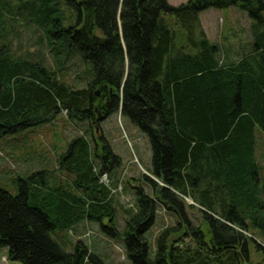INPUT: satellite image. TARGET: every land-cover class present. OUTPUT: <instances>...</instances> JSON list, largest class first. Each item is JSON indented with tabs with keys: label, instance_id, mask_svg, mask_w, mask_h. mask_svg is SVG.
<instances>
[{
	"label": "trees",
	"instance_id": "16d2710c",
	"mask_svg": "<svg viewBox=\"0 0 264 264\" xmlns=\"http://www.w3.org/2000/svg\"><path fill=\"white\" fill-rule=\"evenodd\" d=\"M12 2L0 4V138L60 114L93 125L121 107L120 115L148 136L149 173L163 184L143 174L151 195L140 188L134 211L127 210L128 264H247L252 243L264 264V248L245 233L252 228L264 236L263 167L256 153V131L264 134L263 0H187L179 6L167 0ZM229 7L250 18L251 44L239 59L225 62L199 14ZM4 13L12 15L14 37L18 22L43 32L53 67L10 50ZM72 56L85 65L80 88L62 74ZM98 113L104 118L97 120ZM99 140L92 148L85 136L77 137L62 155L59 167L75 176L71 191L47 188L40 171L30 182L19 178L16 195L0 188V250L7 249V260L104 264L83 241L66 252L53 236L83 222L118 236L110 190L99 178L120 160L102 135ZM158 203L175 224L151 251L146 234ZM195 209L197 222L188 212Z\"/></svg>",
	"mask_w": 264,
	"mask_h": 264
},
{
	"label": "rangeland",
	"instance_id": "374dc122",
	"mask_svg": "<svg viewBox=\"0 0 264 264\" xmlns=\"http://www.w3.org/2000/svg\"><path fill=\"white\" fill-rule=\"evenodd\" d=\"M2 1L5 0H0V4ZM7 1L13 4L12 0ZM167 2L172 6H179L187 0H167ZM10 18L12 15L3 14L2 24L5 30L3 34L11 38L7 42L10 50L16 52V55H29L32 58L42 57L45 65L53 67L55 65L54 58L45 43L43 32L34 27L25 26L23 22H18L15 26H17L19 36L14 37L11 32L9 33L14 24ZM199 20L206 37L212 44L245 42L246 39H251V20L238 7L222 10L210 8L199 14ZM62 66L64 67L62 74L65 75L67 83L79 88L85 85V65L79 57H69ZM100 135L104 137L112 153L117 155L120 160V165L117 168L102 174L99 178V183L110 190L116 211L115 224L118 236L105 235L100 231L99 225L93 222H83L69 230L57 231L53 236L61 244H64L63 248L66 252H72L73 244L81 240L89 251L97 255L104 264H128L123 248V229L128 218L127 210L135 208L137 190L143 188L146 194L151 195L142 178L143 174H150L151 149L148 136L127 117L121 116L119 111L93 125L87 122H78L69 119L65 114H60L46 124L1 137L0 188L16 195L19 190V178L28 180L33 172L39 173L40 171L41 176L45 178L44 186L46 185L47 188L60 185L66 191H71V181L75 176L59 167L62 155L66 153L68 145L73 139L85 136L93 148L94 139L100 142ZM263 135L257 134V157L263 167L262 178L264 179ZM39 177L36 176V179ZM187 200L185 203L189 204L191 199L187 198ZM196 209L188 210L189 213H194L195 222L199 220ZM107 222V220L103 221L105 225ZM174 224L175 218L172 214L158 203L154 225L146 234L151 251H154L155 242L160 233ZM245 233L255 243L264 247V236L257 230L249 228ZM262 262L263 252L257 250L255 244L252 243L249 246V262L247 264ZM0 264L19 263L7 260V249L3 248L0 250Z\"/></svg>",
	"mask_w": 264,
	"mask_h": 264
},
{
	"label": "crops",
	"instance_id": "0c3cea01",
	"mask_svg": "<svg viewBox=\"0 0 264 264\" xmlns=\"http://www.w3.org/2000/svg\"><path fill=\"white\" fill-rule=\"evenodd\" d=\"M250 44H251V39H249V40L246 39L245 42H243V41H238V42L235 41V43L234 42H229V43H215V45H217L220 48V50H219L218 53H219L221 59H224L225 62H229L230 60L231 61H233V60L235 61V60L239 59L240 55L243 52H246V51L249 50ZM258 133L260 135H262L261 132L256 131L257 143H258V136H257ZM257 152H258V150L256 151V153Z\"/></svg>",
	"mask_w": 264,
	"mask_h": 264
},
{
	"label": "water",
	"instance_id": "95a60500",
	"mask_svg": "<svg viewBox=\"0 0 264 264\" xmlns=\"http://www.w3.org/2000/svg\"><path fill=\"white\" fill-rule=\"evenodd\" d=\"M126 77H127V73L125 74V76H124V78H123V81H122V85H121V87L123 86V84H124V82H125V80H126ZM99 95V92L97 91L96 92V96H98ZM95 111H97V109H95ZM119 111H121V107H119ZM102 118H104V116H101L99 113L97 114V120H101ZM97 128H96V132H97ZM145 175H147L148 177H150L151 179H153V180H155V181H157L152 175H150V174H147V173H145ZM161 186H163V184L161 183V182H159V181H157ZM186 199V201H188L187 200V198H185ZM190 205H195L194 204V202L193 201H190V202H188ZM262 248H264L263 246H262Z\"/></svg>",
	"mask_w": 264,
	"mask_h": 264
}]
</instances>
